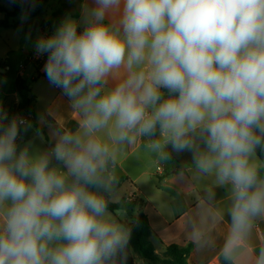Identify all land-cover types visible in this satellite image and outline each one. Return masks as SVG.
Instances as JSON below:
<instances>
[{
	"label": "clouds",
	"instance_id": "clouds-1",
	"mask_svg": "<svg viewBox=\"0 0 264 264\" xmlns=\"http://www.w3.org/2000/svg\"><path fill=\"white\" fill-rule=\"evenodd\" d=\"M82 22L34 45L76 127L33 151L17 143L31 123L0 109V264H126L130 231L109 203L123 146L141 139L231 186L233 260L264 216V0H93Z\"/></svg>",
	"mask_w": 264,
	"mask_h": 264
},
{
	"label": "crops",
	"instance_id": "crops-1",
	"mask_svg": "<svg viewBox=\"0 0 264 264\" xmlns=\"http://www.w3.org/2000/svg\"><path fill=\"white\" fill-rule=\"evenodd\" d=\"M62 1L52 13L55 19L53 28L56 29L69 15L79 22L78 31H82V10L85 6H93V0H77L73 11L65 9ZM14 22L20 23L0 28V109L8 115L9 108L17 104L18 96L13 90L17 77L30 81L31 94L36 97L35 123L43 133L38 132L33 124L27 132H21L17 143L23 147L36 142L33 151H45L54 144V131L75 128L79 116L72 111L67 98L61 96L60 90L42 76L46 62H29L36 53L34 45L37 39L55 31L51 27L46 32L50 21H40L39 17L26 20L18 16ZM22 63L24 67L20 71ZM113 84L114 81H110L109 86ZM145 143L146 140L141 139L134 145L123 146L114 169L116 182L113 187L120 189L126 184L121 198L133 195L141 201L137 210L147 217L149 241L155 253H163L171 245L190 247L189 264H220L219 258L223 256L222 248L231 223V186L219 184L215 175L201 173L191 153H175L169 148L170 158L161 160L145 147ZM253 163L257 168L260 165L256 155ZM136 218L137 214H134L133 220L128 222L125 219L126 224L123 225L129 229ZM262 245L264 216H259L254 220L247 247L231 261L234 264H255Z\"/></svg>",
	"mask_w": 264,
	"mask_h": 264
},
{
	"label": "trees",
	"instance_id": "trees-1",
	"mask_svg": "<svg viewBox=\"0 0 264 264\" xmlns=\"http://www.w3.org/2000/svg\"><path fill=\"white\" fill-rule=\"evenodd\" d=\"M48 0H0V13L3 18L0 19V28H10L19 24L14 22L18 16L33 19L38 17L47 6ZM46 77L45 73L42 74ZM13 90L18 96L17 104L9 108L8 118L25 117L28 121H33L34 128L43 133L42 129L35 123L34 103L36 97L31 94L30 81L23 77H17L13 83ZM4 123H7L5 121ZM259 160L258 172L261 178H264V151L257 149L255 154ZM141 205V201L131 195L122 197L118 201H112L110 198L109 211H123L128 217L133 219V215L137 214L134 223L130 225V241L127 248L126 264H136L133 254H136L143 261L142 264H189L187 261L190 247L181 248L176 245L168 246L163 253L154 252L153 246L149 241L150 227L145 214L140 213L137 208ZM220 264H234L232 261L226 260L223 256L219 258Z\"/></svg>",
	"mask_w": 264,
	"mask_h": 264
},
{
	"label": "rangeland",
	"instance_id": "rangeland-1",
	"mask_svg": "<svg viewBox=\"0 0 264 264\" xmlns=\"http://www.w3.org/2000/svg\"><path fill=\"white\" fill-rule=\"evenodd\" d=\"M61 1L62 0H49V4L45 7L44 11L38 16L40 21H43V20L50 21V24L47 25L46 32L49 31L48 28H51V27L53 28L55 26V23H54L55 19L53 18L52 13L55 11V9H56L57 6L59 7V4H60ZM71 1L72 2L69 3L68 0H63L62 1V4H63V7L65 9H70V10L73 11V10L76 9L77 0H71ZM66 16H69V15H66ZM53 29H52V32H53ZM29 122L31 123V125H33V122L32 121H29ZM41 141H42V143H44L43 140H41ZM35 143L36 142H32L31 146L33 147ZM18 145L21 147V144L20 143H18ZM32 150H33V148H32ZM125 185L126 184L122 185L120 189H117L116 187H113V191H112V194H111V196H112V199L111 200L112 201H118L121 198V196L123 194V191H124V188H125ZM113 215L115 216L116 220L118 222H122V224H126L124 222L125 219L128 222H131L133 220L131 217H128L125 214V212H123V211H116V212L113 213ZM133 258H134L136 264H141V261L142 260L139 259L136 254H133Z\"/></svg>",
	"mask_w": 264,
	"mask_h": 264
},
{
	"label": "built area",
	"instance_id": "built-area-1",
	"mask_svg": "<svg viewBox=\"0 0 264 264\" xmlns=\"http://www.w3.org/2000/svg\"><path fill=\"white\" fill-rule=\"evenodd\" d=\"M47 59V54L44 55H37V53L33 54L32 57L29 59V62L31 63H37L38 61H45L46 62ZM24 67V63L19 65V69L20 71H22ZM24 119V118H23Z\"/></svg>",
	"mask_w": 264,
	"mask_h": 264
}]
</instances>
